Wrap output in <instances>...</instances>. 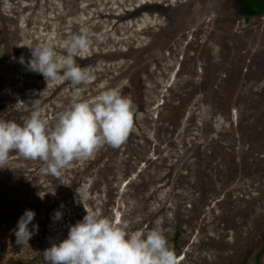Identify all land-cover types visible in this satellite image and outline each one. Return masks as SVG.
I'll return each instance as SVG.
<instances>
[{"label":"rangeland","instance_id":"1","mask_svg":"<svg viewBox=\"0 0 264 264\" xmlns=\"http://www.w3.org/2000/svg\"><path fill=\"white\" fill-rule=\"evenodd\" d=\"M145 1L0 0V120L22 124L39 110L54 126L74 98L105 85L134 109L126 142L59 178L10 154L0 168V264H45L43 251L85 209L130 234L160 220L179 264H264V13L249 15L244 0ZM82 28L90 46L77 62L96 86L46 82L25 67L31 51L21 45L51 44L61 56ZM25 210L38 231L18 245Z\"/></svg>","mask_w":264,"mask_h":264},{"label":"clouds","instance_id":"2","mask_svg":"<svg viewBox=\"0 0 264 264\" xmlns=\"http://www.w3.org/2000/svg\"><path fill=\"white\" fill-rule=\"evenodd\" d=\"M96 39L102 41L103 36ZM21 46L31 51L25 67L41 74L46 82H69L76 87L87 84L92 77L90 70L77 63V58H85L90 46L87 29L69 35L61 56L51 44ZM20 63L25 64L23 56ZM133 126L131 99L119 87L105 85V90L94 98H74L56 115L54 126L39 110L32 111L22 124L0 120V168L7 167L11 153H18L25 159L41 161L45 174L59 178L74 161L93 158L105 145L119 148ZM78 197L81 202L79 193ZM85 213L82 220L69 227L67 238L43 251L45 264H179L160 220L150 231L130 234L108 217L87 209ZM34 218V211L25 210L18 219L14 229L18 245L28 244L38 231L35 224L31 231L28 227ZM61 218L62 212L56 211L53 219Z\"/></svg>","mask_w":264,"mask_h":264},{"label":"trees","instance_id":"3","mask_svg":"<svg viewBox=\"0 0 264 264\" xmlns=\"http://www.w3.org/2000/svg\"><path fill=\"white\" fill-rule=\"evenodd\" d=\"M151 0H147V1H145V2H143L141 5L143 6H145L147 3H149ZM193 1V0H192ZM244 2L248 5V7H249V15H253V14H262V13H264V0H244ZM189 4H190V9H188V11H187V15L189 14V13H191V7H192V4H191V2H188ZM184 5H186L185 3H183ZM175 5H178L177 3H175ZM156 9H157V11H153V12H155L156 14H160V15H163L164 16V13H163V11H161V10H159L157 7H156ZM142 11H147L148 13H153L151 10H150V8H145L144 7V9L142 10ZM165 17V16H164ZM158 26V25H157ZM155 31H158V32H160L161 30H156V29H154V31L153 32H149L148 31V33L150 34V33H154ZM154 37V36H153ZM153 37H152V39H153ZM172 37H174V36H172V34H169L168 33V36H167V38L166 37H164V38H166V43H169V40L170 39H172ZM113 51H115V50H113ZM107 54V53H106ZM112 54V53H111ZM77 60L78 61H80V58H77ZM148 230H145L144 231V233L145 232H147Z\"/></svg>","mask_w":264,"mask_h":264},{"label":"bare ground","instance_id":"4","mask_svg":"<svg viewBox=\"0 0 264 264\" xmlns=\"http://www.w3.org/2000/svg\"><path fill=\"white\" fill-rule=\"evenodd\" d=\"M211 14V13H210ZM223 28V27H222ZM165 40H166V38H165ZM167 41V40H166ZM163 43H164V41L162 42V44H160V45H158L159 47H162V45H163ZM155 50H156V47H155ZM78 63V62H77ZM82 67H84L85 65H87V63H85V62H80L79 63ZM89 65V64H88ZM109 80H112V79H110L109 78ZM144 80V79H143ZM89 84L90 85H92V86H96V84H95V82L94 81H92L91 79H90V81H89ZM84 87V86H83ZM146 89H147V87H146ZM150 96H151V94L150 93H148ZM231 119L233 120V116H232V114H231ZM212 168V167H211ZM204 170V169H203ZM207 172V171H206ZM204 177V176H203ZM202 177V178H203ZM210 177V176H209ZM227 194V193H226ZM212 198V197H211Z\"/></svg>","mask_w":264,"mask_h":264},{"label":"flooded vegetation","instance_id":"5","mask_svg":"<svg viewBox=\"0 0 264 264\" xmlns=\"http://www.w3.org/2000/svg\"><path fill=\"white\" fill-rule=\"evenodd\" d=\"M83 94H85V93H83Z\"/></svg>","mask_w":264,"mask_h":264}]
</instances>
